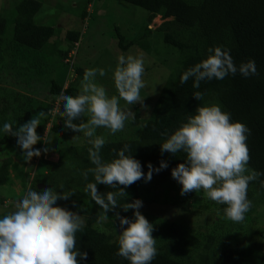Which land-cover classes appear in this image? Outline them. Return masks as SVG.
Wrapping results in <instances>:
<instances>
[{"label":"trees","instance_id":"trees-1","mask_svg":"<svg viewBox=\"0 0 264 264\" xmlns=\"http://www.w3.org/2000/svg\"><path fill=\"white\" fill-rule=\"evenodd\" d=\"M119 1L142 7L148 14V23L144 24L143 30L134 39L127 40L122 34H118V46L121 49L128 50L132 45L139 44L147 54H150L153 48L150 38L153 31H157L161 34L158 42H162L167 48L174 47V51L172 54L168 50L161 51L165 53L164 56H172L173 59L169 61L163 57L161 60L170 67V76L160 88L153 87L155 106L149 114L150 117L145 121V118L138 119V107L134 105L141 131L133 139L106 141L101 149L103 160L107 162L116 158L113 150L118 151L127 144L130 150L126 152V155L139 160L145 174L148 172L149 162L154 167H159L161 160L167 161L168 167L159 173L153 172L151 179L153 183L164 184L173 179L172 168L186 162V156L182 152L176 155L168 152L161 154L160 143L186 123L187 118L195 114L198 105L216 104L223 111L230 113L232 121L242 122L251 130L246 141L250 153L248 167L264 173V81L258 87L244 86L241 90L225 77L226 81H217L212 84L209 94L202 88L201 82L199 88H194L192 78L184 84L180 83L181 75L203 60L200 59L198 44L204 41L209 43L207 32L203 31L205 34L199 32L204 22H209L210 32L213 34L216 33V26L219 23L222 27H236L235 31L241 34L240 41L243 47L250 54L256 55L264 68V0ZM41 7L42 3L38 0H21L15 6V14L11 18L12 31L8 29L9 19L0 15V129L5 122L11 123L13 129H17L32 116L43 111L45 116L41 118L40 126L37 128L38 135L43 137L51 117V97L61 93L70 95L76 88L74 82L69 83L65 89L63 87L68 70L60 77H51L50 83L48 84L47 81L46 86H38L39 91L35 90L37 85L32 84L44 76V68L41 67L43 61L40 58L48 53L44 52L45 47L48 44H56V41L50 42V38L55 34V28L37 23L35 20V15ZM86 12L87 8L83 11L82 17L86 16ZM158 15L164 21L157 28L149 27V22ZM79 38L80 32L76 30H69L65 36L67 48L61 50V59L69 66L73 56L68 58L67 54L79 42ZM66 58L69 60L66 61ZM33 66L36 68L34 72H32ZM79 70V78H81L85 70L82 68ZM43 91L49 95L46 99L40 97ZM196 91L203 93L202 100L198 101L192 96ZM142 92L146 93L143 88L140 93ZM213 93L215 94L213 98L217 101L208 98ZM63 128V124L55 120L47 136L52 138V134L62 131ZM15 142L14 152L18 160H15L13 156H2L4 145ZM58 144L59 147H56L53 143L45 144L44 140H41L33 146L40 149L49 147V152H57L59 159L55 161L42 155L39 165L45 172L35 174L33 180L28 183L36 157L26 162L22 156V149L17 145V137L8 136L0 131V218L15 211L14 205L4 207L6 194L3 192L4 185H10L13 182L11 172L13 170L16 171L17 177H21L24 193L29 187L36 191L47 187L54 188L57 192L74 193L68 200H58L57 204L74 212H79L77 210L81 208V213L86 215L83 231L77 233V247L81 252L86 251L88 256L86 260L77 257L78 264H129L126 259L116 255L119 248V231L122 229L115 215L119 212L121 216L134 218V210L129 209L125 212L122 207H117L109 211L106 222L109 230L98 229L95 224L103 209H100L92 200L90 193L84 190L87 183L94 182V178L91 173L87 180L82 176V172L94 167L88 157V149L91 145L88 141L81 144L75 142L69 145H62L63 142ZM58 148H64L66 152L63 153ZM261 181H264V175H261L259 180L249 183L247 197L251 201V207L245 216L256 209L258 202L264 201V195H260L264 193V185ZM39 183L44 186L39 187ZM144 183L145 180L141 179L125 188L129 195L127 198H118V203L141 199L143 206L140 211L150 222L157 219V215L149 212L148 209L143 210L149 207L147 200L140 196L146 192L145 189L143 190ZM97 188L102 194L115 191L104 184H98ZM201 203H205L207 209L218 214L215 229L199 232L182 220L158 217L161 223L159 226H154L152 233L156 240L158 254L151 264H264V249L253 247L238 238L237 232L243 223L226 218L224 214L226 205L205 198L202 189L174 200L175 205L185 210H187L186 206H198ZM218 225H221V228H218Z\"/></svg>","mask_w":264,"mask_h":264},{"label":"clouds","instance_id":"clouds-1","mask_svg":"<svg viewBox=\"0 0 264 264\" xmlns=\"http://www.w3.org/2000/svg\"><path fill=\"white\" fill-rule=\"evenodd\" d=\"M208 51L210 55L206 59L181 75V84L192 78L193 87L199 88L201 81L213 78L222 80L229 74L235 75L237 71L244 77L257 74L254 60L241 63L237 68L229 51L219 46ZM144 71L142 58L119 56L113 72L118 96L109 97L105 87L95 82L97 73L103 77L105 70L86 69L78 95L61 93L51 97V117L43 137L37 133L41 118L45 116L43 111L17 129H13L9 122H5L0 129L8 136L17 137V145L22 149L26 162L50 153L49 147L40 149L33 146L41 140L49 144L46 138L55 121V113L64 119L66 129L83 133L91 145L88 157L94 165L82 172L85 180L89 173L94 178V182L87 183L84 190L103 209L97 223L107 221V213L117 207H122L125 212L134 210V218L121 216L119 212L115 215L122 229L119 231L116 255L126 259L129 264H151L157 256L156 240L152 234L154 225L141 213V199L120 204L118 198H127L129 194L125 188L137 181L144 179L146 183L150 182L153 172L166 169L168 163L161 160L159 167H154L149 162L145 174L141 162L126 155L130 150L127 144L118 151L114 149L116 158L106 162L101 156L106 140L96 133L98 128H106L111 134L124 129L132 113L121 109V99L129 105L140 103L144 106V99L140 96V90L145 87L142 80ZM66 83L67 78L64 89L69 86ZM192 96L198 101L203 99L200 91ZM86 114L88 118L84 120ZM77 119L81 122L74 123ZM58 122L61 123L60 120ZM250 131L244 123L232 121L230 113L223 111L219 105H198L195 114L190 115L186 123L160 143L161 154L168 152L176 155L182 152L186 156V162L179 163L171 171L172 178L181 185L180 194L184 196L202 189L205 198L226 205L224 214L228 220L242 222L251 207L247 197L249 183L264 175L248 167L250 153L246 141ZM98 184L110 186L115 191L102 194L98 191ZM261 184L264 185V181ZM73 194L57 192L54 188L36 191L29 187L22 199L16 202L15 211L0 218V264H78L77 257L86 260L88 253L81 252L77 247V233L82 232L85 225L83 216L57 204L58 200H68Z\"/></svg>","mask_w":264,"mask_h":264},{"label":"rangeland","instance_id":"rangeland-1","mask_svg":"<svg viewBox=\"0 0 264 264\" xmlns=\"http://www.w3.org/2000/svg\"><path fill=\"white\" fill-rule=\"evenodd\" d=\"M20 1L21 0H0V15L6 16L9 19L8 29L10 31L13 29L11 18L14 17L15 6ZM38 1L42 3V7L36 13L35 20L37 23L50 25L55 28V34L50 38V42L56 41V44H48L45 47L46 49L44 52L48 53L43 54L40 58L43 61L41 67L44 68L43 72H45V74L44 77L38 81H34L35 83H32L37 85V87L35 86V90H40L38 86H46L47 81L49 84L51 77H60L66 70H69L66 84L71 81L74 82L76 90L70 95L76 96L79 94L81 81L84 76L83 74L82 77L79 78V68H82L83 70L89 68H103L106 75L101 77L97 73L95 82L105 87L109 97L113 95L118 96L113 80V72L118 63V57L121 55H124L125 57L132 55L134 57L142 58L144 62L145 71L142 75V80L145 84L143 89L146 93H140L141 98L144 99V106L140 103L135 105L138 107L139 111L138 119L145 118L144 121L148 119L152 108L155 106V96L152 95L153 87L160 88L161 85H164L167 82L170 76V67L164 64L161 60L163 57L167 58L169 61L173 58L172 56H164L165 53L161 51H163V49L168 50L172 54L174 47L167 48L166 45L164 47L162 42L159 43L158 39H161V34L157 31H153L150 38L153 47L150 54H147L139 44L132 45L128 50H123L118 46L119 33L127 40H132L143 30L148 17L146 10L132 3L119 0ZM86 8V16L82 17L83 11ZM163 21L164 19L158 15L149 22V27L157 28V26ZM208 24L209 22H204V26L201 25L202 28L199 30L202 34H205L203 31L207 32V40L209 41V43L204 41V43L198 44V51L199 54H201L200 59L204 60L210 55L208 51L209 48L219 46L223 50L230 52L237 68H239L241 63L254 60L257 67L256 75L244 77L239 71H237L235 75L229 74L226 76V79L231 80L234 86L241 90L244 86L251 88L254 85L257 87L261 85L262 81H264V68L259 63L256 55L250 54L243 47L240 41L241 34L238 31H235L236 27L231 25V27H222V24L219 23L216 26V33L213 34L210 32V26ZM69 30L80 32L79 42H77L74 48L67 54L68 58H70V54H74L71 58L70 66L61 59V50L67 48L65 36ZM35 70L36 68H34L32 72ZM226 79L219 80L213 78L211 80L201 81L203 84L202 88L208 93L212 89L213 83L217 81H226ZM41 93L43 94L40 97L44 99H46V96H49L46 95L45 91ZM213 94L208 96V98L217 101V99L213 98L215 97V94ZM119 105L122 110L131 112L132 115L125 122L124 129L115 134H111L106 128H98L96 134L104 136L106 141L133 139L141 131V126L136 119L134 105H129L122 99L119 101ZM62 109L63 106L60 110L62 111ZM87 118L86 114L83 119L86 120ZM53 119L56 121L60 120L64 128L62 131L52 134V138L51 136L47 137L49 144L53 143L56 147H59L58 143L60 142L64 143L62 145H69L71 142L81 144L88 141L83 133H77L66 129L65 122L58 113L53 115ZM80 122L79 119L74 120V123ZM15 146L16 142L14 144L4 145L1 152L2 156H13L15 160H18L14 152L16 150ZM58 150H61L63 153L66 152L64 148H58ZM44 155L51 160H58L59 157V154L56 152L45 153ZM41 156L36 157L34 161L28 183L33 180L35 174L39 172H42L43 174L45 172V170L39 165L41 162ZM24 169L27 170L26 167H24ZM11 172L13 176L12 184L4 185L3 187V192L6 194L4 207L11 205L15 206L16 202L19 199H22L26 194L22 191L21 177L19 176V178L16 176V171L12 170ZM144 189L146 190L145 194H140V196L147 200L149 207H145L143 210L146 211L148 209L149 212H154L157 215V219L150 221L154 226H159L161 223V221L158 220V217H168L170 219L175 218L176 220L179 219L187 222L199 232H206L211 228L215 229V220L218 219L219 216L217 213L207 209L205 203H201L198 206H186L187 210L174 204L176 198L182 197L180 194L181 185L176 180L171 179L164 184H157L151 181L147 183L145 182L143 185V190ZM260 195L263 196L264 193H261ZM77 211H79L77 213L82 215L86 221V215L81 213V208ZM107 221L100 224L96 223L95 226L100 230L108 231L109 227L106 225ZM242 223L243 226L239 228V231L237 232L239 236L238 238L253 247L264 249V201L258 202L256 209L247 213ZM220 226L218 228H221Z\"/></svg>","mask_w":264,"mask_h":264},{"label":"water","instance_id":"water-1","mask_svg":"<svg viewBox=\"0 0 264 264\" xmlns=\"http://www.w3.org/2000/svg\"><path fill=\"white\" fill-rule=\"evenodd\" d=\"M43 186V184H39V187H42Z\"/></svg>","mask_w":264,"mask_h":264}]
</instances>
